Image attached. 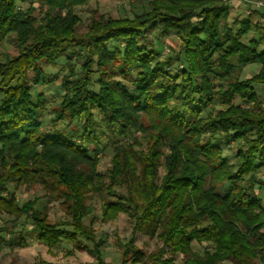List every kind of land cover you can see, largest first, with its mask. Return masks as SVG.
I'll return each instance as SVG.
<instances>
[{
	"label": "trees",
	"instance_id": "trees-1",
	"mask_svg": "<svg viewBox=\"0 0 264 264\" xmlns=\"http://www.w3.org/2000/svg\"><path fill=\"white\" fill-rule=\"evenodd\" d=\"M87 1L0 0V46L16 48L0 59V209L12 224L29 221L39 241H91L85 200L98 195L103 218L125 212L134 233L161 241L155 257L140 252L151 264L167 253H182V264H264V108L253 87L264 84V22L249 14L228 25L224 0H149L132 18L93 15L79 33L73 9ZM155 29L180 40L164 60L146 39ZM61 59L52 120L62 126L47 130L45 94L32 88L54 81L43 67ZM173 62L179 71L166 70ZM232 141L242 144L235 163L221 147ZM108 149L101 173L98 153ZM22 184L42 194L20 203L8 186ZM41 198L66 204L68 222L48 223ZM137 251L131 238L124 259Z\"/></svg>",
	"mask_w": 264,
	"mask_h": 264
},
{
	"label": "rangeland",
	"instance_id": "rangeland-1",
	"mask_svg": "<svg viewBox=\"0 0 264 264\" xmlns=\"http://www.w3.org/2000/svg\"><path fill=\"white\" fill-rule=\"evenodd\" d=\"M149 0H88L83 5L74 7L73 12L79 17V22L75 26V30L79 33L85 32L88 23L95 17L120 19L129 17L132 18L135 14H139L142 10L147 9V2ZM254 0H227L231 5L230 13L227 19L228 25H235V22L251 15L252 19H258L259 22H264V14L259 15L257 12L247 13L248 4ZM262 1L264 0H256ZM226 2V1H225ZM28 5V4H24ZM37 7V5L35 4ZM37 12V11H36ZM263 12L264 11H260ZM37 14V13H36ZM146 39L156 49V56L159 60H164L167 56L172 55L179 49L180 40L173 34L160 35L158 30H151L147 33ZM246 41V38L243 37ZM108 44V43H107ZM16 48L12 39L4 40L0 46V59L6 54H15ZM80 55V50L77 51ZM80 57L77 55L72 57L74 61V72L79 71L78 60ZM64 60L57 61L55 66H45L44 71L50 76H56L54 81L50 83L36 85L32 88V93L43 92L46 97V107L41 116L43 129L53 130L60 128L62 123H53L52 108L55 107L62 93L59 82L61 76L65 73ZM181 65L172 63L171 66H166L167 71H179ZM259 65L253 64L244 68L241 73V79H246L256 73ZM258 101L264 108V84L253 85ZM235 103L242 102L238 98L234 100ZM250 105V104H248ZM96 115L97 112L94 111ZM138 135V134H137ZM241 141H232L229 144H221L222 153L228 157L230 163H235V150L240 147ZM161 149L165 151V147L161 145ZM111 151L105 150L98 153L99 164L98 170L101 173L106 172L110 165ZM162 173V169L159 171ZM259 176L264 179V169L260 172ZM10 192H13L22 203L26 200L33 199L42 194L41 187L38 184L31 186L20 185L18 188H13L12 185L8 186ZM120 189L115 193H119ZM259 197L264 205V190L259 191ZM108 201H115L114 196H107ZM39 203L46 207V220L50 224H66L69 220L65 214L66 204L60 200L46 201L41 198ZM85 203L90 207V213L83 219V224L92 230V240L87 241L76 240L69 241L61 239L58 242L48 244L39 241L33 233V226L29 221L23 217L18 219L15 224L11 223L12 217L5 211L0 209V228H5L10 233H5L4 244L0 246V264H151L152 257H142L141 253L145 255L158 254V249L161 247V241L156 236H148L139 232L132 231V221L129 216L122 211L107 213L108 218L101 216L100 210V197L98 195L86 196ZM37 208L39 206L37 205ZM13 233V235L11 234ZM132 238L133 246L138 251L132 256L127 255L124 259L123 245ZM22 241V242H21ZM192 249L194 251L202 252L207 247L206 242H192ZM137 258V260H135ZM166 260L165 264H182L184 256L182 253L169 255L168 253L163 256Z\"/></svg>",
	"mask_w": 264,
	"mask_h": 264
},
{
	"label": "built area",
	"instance_id": "built-area-1",
	"mask_svg": "<svg viewBox=\"0 0 264 264\" xmlns=\"http://www.w3.org/2000/svg\"><path fill=\"white\" fill-rule=\"evenodd\" d=\"M227 2V0H224ZM249 9L247 11V13H253V12H257L259 9L263 8L264 9V2L262 1H251L248 6Z\"/></svg>",
	"mask_w": 264,
	"mask_h": 264
}]
</instances>
